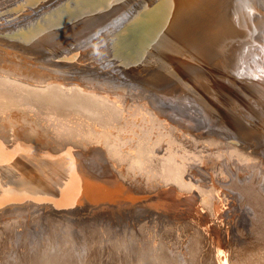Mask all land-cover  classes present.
<instances>
[{
  "label": "rangeland",
  "instance_id": "rangeland-1",
  "mask_svg": "<svg viewBox=\"0 0 264 264\" xmlns=\"http://www.w3.org/2000/svg\"><path fill=\"white\" fill-rule=\"evenodd\" d=\"M154 1L134 0L128 11L121 9L123 15L107 17L96 30L84 31L77 38L56 36L40 42L29 32L43 23L45 12L52 10L59 1L0 0V73L7 72L0 74V78L10 72L7 79L41 89L59 85L54 89H63L62 92L69 87L83 88L81 81L85 79L109 86L107 94L97 95L104 96L100 101L95 102L100 98H89L83 93L85 91L82 92L84 97L82 93L78 95L72 88L64 92L66 95L62 93L61 98V93L57 92L61 100L55 95L58 102L47 104L39 96H27L17 88L13 91L11 84L5 85L0 79V84L3 82L0 87L9 89L10 86L9 93L14 92L6 95L5 99L9 98L10 102L13 96L19 93L22 97L20 93H25L21 106L0 107V264H141L144 257H147L145 260L153 259L156 264L161 254L173 264H248L264 249L250 242L238 245L246 238L241 233L243 228L247 229L239 222L254 217L252 206L255 207L250 200L253 193L249 192L254 190L262 195V191L255 189L249 180L253 172H258L257 164L250 157L242 161L236 145L240 153H247L256 140L238 138L236 145H226L221 136L227 137L228 131L218 126L206 127L202 120L190 122L192 130H186L189 126L179 125L178 121H187L190 117L163 100H170V95L156 96L158 86L169 88L172 85L169 81L158 83L157 80V75L170 70V64L167 65L162 57L167 51L163 46L165 41L162 43L158 39L159 29L145 32L141 24L129 21L137 6ZM183 1L177 0L180 12L184 10ZM228 2L224 0L216 7L219 15L226 12L227 16ZM189 10L172 13V21L176 18L177 22L186 21L181 36L184 39L180 43L186 48L181 51L187 50V53L197 50L203 35L201 26L195 30L193 27L203 25L206 19ZM126 29L129 30L124 33ZM118 33L122 35L120 39ZM137 34H141L140 37ZM163 36L172 43L170 40L174 37ZM262 38L258 40L264 45ZM145 41L153 45L152 49ZM134 43L136 48L131 45ZM124 50L134 56L131 53L122 55ZM141 50L146 53L141 55ZM153 50L159 51L154 53ZM150 51L156 56L147 55ZM263 51L264 46L262 58ZM138 58L142 60L137 62ZM249 63L253 65L252 60ZM129 64L132 65L128 69ZM158 66L164 69L159 68V71ZM260 68L264 69V63ZM188 81L183 83L189 84ZM9 100L1 103L7 104ZM19 112H23L20 116H26L22 121L14 114ZM10 113L14 117L8 115ZM128 120L133 122L126 126ZM55 124L66 126L60 129L55 128ZM129 127L133 130L129 131ZM52 128L62 131L57 130L56 134H64L58 137ZM66 130L70 133H65ZM19 150L23 155L29 150L28 156L33 157V163H27L26 167L25 163H19L24 166H18L14 160L19 157ZM188 172H192V178L185 180ZM8 189L12 192H6ZM195 239L200 241L199 245H192L197 243ZM251 250L255 251L254 256Z\"/></svg>",
  "mask_w": 264,
  "mask_h": 264
},
{
  "label": "bare ground",
  "instance_id": "bare-ground-1",
  "mask_svg": "<svg viewBox=\"0 0 264 264\" xmlns=\"http://www.w3.org/2000/svg\"><path fill=\"white\" fill-rule=\"evenodd\" d=\"M58 1L59 2H58V4H56V6L54 4H53L54 7L51 5L53 7L52 10L50 8L47 12H45V14L43 15L45 20L40 18L41 20H43V23H39L40 25L37 26L38 27L37 29H34V30L32 29L33 31L31 30L29 32V34L34 39H36L37 41L43 42L46 40H53L54 38H56V36L61 37V38H69V37L75 38L76 36L83 33L84 31H91L92 32L93 28L95 29L96 27L100 26L106 20H108L110 18L117 17L118 15H123L124 12L121 13V9L128 11V9L131 6H133V3H134L133 2L134 0H58ZM155 1H157V2L155 3ZM155 1L151 4L149 3V5H144L143 7L137 6V11H135V13L133 15H131V18L129 17V21L137 22V24L138 23L141 24L140 28L145 32L152 29V28H153V30L155 29L156 31H157V29H159L157 32H159L160 34L158 35V33H157L156 35H158V39L160 38L162 40V43L165 41L163 43V46H164L165 51L166 50L167 51L165 54H163L164 56L162 55V57L165 58V60H166L165 62L167 63V65L170 64V70L167 72H164V73L162 72V73H160V75H157V77H159V79H157V80L159 81L158 83H162L161 80H163L164 82L169 81L170 83H172V85L168 86L169 88H167V87L161 88L160 86H158L157 92H155L156 96L161 98L160 96L162 94H164L165 97L170 95L171 99L172 100L174 99V101H172L171 99L168 100L167 98H164V96L162 95L164 98L163 100H165L167 103H170V104L176 106V108H179V110L183 111L184 116L190 117L187 121H185V120L178 121L179 125L184 124L185 127L186 126L190 127L193 125V124L189 125L190 122H192V121L198 122V121L202 120L203 121L202 124L205 125L206 127L213 128L212 126H218L221 128V130L228 131L227 137L221 136V138L223 139V140L221 139V141H223L222 143H224V144L227 143L229 145H231V144L236 145V141L238 140V138H241V139L243 138L245 140L255 139L256 143L254 144V146L251 147V149L253 151L251 150V151H247V153L246 152L240 153V148H238V145H236V147H237L236 151L240 155H242V157H241L242 161L246 160L245 159L246 157H248V158L250 157L253 160V162L257 164L255 166V168L258 169L259 174H258V172L257 173L253 172V175L249 176V178H250L249 180H251L250 183H252V186L255 187V189L258 188V191H259L261 188V191L264 193V188L262 187V183H263L262 180L263 179L261 178V174H263L262 172H264V69H261L262 67L260 68V65H263V63H264V59H263L264 57L262 58V54H261L262 46H264V45H261L259 42L260 40H258V38H260V37L264 38V0H228L229 2L227 5V8H226L227 9V16L225 15L226 12L224 14L222 13L221 15H219L217 13L218 10L216 8L217 6H220V4L222 2H224V0H185V1L182 0L184 2V3L182 2L183 3L182 5H184V10H182V11H185V10L188 11L189 9H191L192 11H194L192 13H195V15H203L204 17H206L205 23L203 25H197L196 24L193 27V29L194 28L200 29V26H201L203 28V29H201L203 31V35L200 38L201 41L198 45L197 50L195 49L191 53H187V50L181 51L182 49L183 50L186 49V48H184L185 47V45L183 44L184 42L182 41L183 45H181V43H180V41L184 39V38L181 39V36L184 33L183 29L186 28V24H185L186 21L185 22H179V21L177 22V20H178L177 18H176V20L173 19L174 21H172V18L174 17L172 13H175V12L181 10L180 6H179L180 4L177 2V0H155ZM49 3H51V2H49ZM190 6H193L195 8H192ZM179 12H178V14H179ZM40 15H39V17H41ZM174 15H176V14H174ZM191 15L192 14L190 13L189 18ZM107 17H108V19H107ZM186 17H187V14H186ZM207 17H208V19H207ZM182 18H184V17L182 16ZM195 19H196V17H195ZM203 19L204 18H202L201 20H203ZM164 27H166V30H164ZM111 28H112V26H111ZM190 28H191V26H190ZM108 30H109V28H108ZM128 30L129 29H126V31L124 33H127ZM121 31H122V29H121ZM164 31H167L168 33L166 32V34L169 37L172 36L171 37L172 39L174 37V39H173L174 41L170 40V41H172L173 44L170 43L169 40L163 39V37H164L163 35H166V34H164ZM108 34H110V33H108ZM139 35H141V34H139ZM154 35H155V33H154ZM121 36L122 35L117 36V37L119 38ZM131 36H133V35H131ZM112 41H113V39H112ZM136 42L138 43V41H135V43ZM145 42L146 43L148 42L147 46L150 43L149 41H145ZM124 43H126V42H124ZM135 43L131 44L132 46L134 45V48H136V46H137V45L135 46ZM139 43H142V42H139ZM206 43H208V45ZM156 44H158V43L156 42ZM203 44H205L204 49H202ZM102 45H103V43H102ZM110 45L111 44H109V46ZM150 46L151 45L149 44V47ZM159 46H161V45H159ZM131 47H129V51H130ZM151 47L149 49H152ZM156 47H154V48L158 49V45ZM133 49H131V52L134 51ZM149 49H147L146 52H149L148 51ZM142 50L140 51V52H142L141 55H143V53H146L145 50L144 51H142ZM153 51L155 53L156 51H159V50H156V51L153 50ZM113 52H115V49ZM124 52H125V50H124ZM124 52L122 55L126 54L128 56V54L131 53V52H129V53L127 52L128 53L127 54L126 52L125 53ZM94 53H96V52H94ZM121 53H122V51H121ZM137 53H139V52H137ZM152 53L153 52L150 51V53H147V55H150ZM154 53H153V55H154ZM132 54H134V53H131V55ZM135 55H136V53H135ZM119 56H121V54ZM133 56L134 55H132V57ZM154 56H156V54ZM263 56H264V54H263ZM108 57H110V55ZM132 57L130 56V58H132ZM137 57H138V55H137ZM158 57L159 56L157 54V58ZM162 57L160 55L161 59H163ZM139 59L140 58H138L137 62H139ZM152 59H151L152 62H154L155 58H152ZM119 60H120V62L123 61L121 59H119ZM140 60H142V59H140ZM143 60L145 61L146 59H143ZM250 60H252V63H253L252 66L249 63ZM123 62H122V64H123ZM127 62L129 63V61H127ZM127 62H125V63H127ZM140 62H142V61H140ZM147 62H148V60H147ZM155 62H157V60ZM163 62H164V60H163ZM154 63H152V64H154ZM126 65H124L125 66L124 68H126ZM130 65H132V64H129L127 66L128 69L130 68L129 67ZM134 65H136V63H134ZM254 65H256V66H254ZM4 66H5V64H4ZM136 66L139 67L138 65H136ZM150 66H152V65L150 64ZM257 66H258V68H255ZM142 67H143V64H142ZM121 68H122V66H121ZM157 68L159 70V68H161V67L158 66ZM166 68H167V66H166ZM136 69H138V68H136ZM143 69H145V68H143ZM161 69H164V67ZM165 70H167V69H165ZM135 71H137V70H135ZM148 71L149 70L144 71V72H148ZM152 72H153V70H152ZM156 72H154V73L156 74ZM6 73L4 74V72H3V74L2 73H0V74L6 75ZM8 74L11 75L10 72H8ZM8 74H7V76H3L2 78H0L5 82L4 83L5 85L11 84L12 90L14 88H17L19 91L20 90L25 91L27 93L26 94L27 96L28 95H30V96L36 95V97L39 96L40 98H42L41 100L47 104H52L54 102H58L55 100L56 98L59 101L61 100V99H58L59 97H58V95H56L57 92H59V94L61 93L59 95L61 98L65 94L64 92L67 93V91L69 92V90L72 88H73V91L76 92L78 95H80L83 91H85L83 93H85V95L88 96L89 98L90 97H95V98L103 97L104 98V96L99 95V97H97V95L99 93L101 95L104 93L107 94V92L109 91V90H107V89H109V86L106 87L107 85H105V83H100L101 81L96 83L94 80L92 81L90 79H85V80L81 81L82 82L81 85L84 86L85 88L84 87L82 88L79 86L72 87V88L69 87L70 88L69 90L64 88V90H66L64 92H62L63 89H60V90H58L56 88H55L56 90L54 89V87H59V85L51 86V87H53V89L51 87L50 88L44 87L45 89L35 88V87L30 86L28 84L25 85V83H23V82L19 83L21 81H18V80L14 81V80L7 79V77L10 78V76H8ZM0 77H1V75H0ZM14 77H11V79L12 78L14 79ZM139 77H140V75H139ZM139 77H136V78H139ZM16 79H18V78H16ZM134 79H135V77H134ZM144 79H146V78H144ZM152 79H155V78L153 77ZM152 79H149V80H152ZM186 79L190 80V81H188L189 84L183 83V82H185ZM2 80H0V82ZM6 82H9V84L8 83L6 84ZM174 82H176V83L178 82V83L173 84ZM179 82H180V84H179ZM19 87H21V89H19ZM110 87L113 88L112 86H110ZM118 87H120V85L119 86L117 85V88ZM5 89H4V87H0V104H1L0 107L1 108L10 107V109H12L11 108L12 105L21 106L23 104V98H24L23 96H25V93H23L24 95L22 93H20L22 95V97L19 95V93H18V95L16 93L17 96H13L14 99L10 98L11 99V102H10L9 98L8 99H5V98H6V95L13 94L14 90L11 91L12 93L10 92L11 93L10 94L9 93V91L11 90L10 86H9L10 90L8 89V87H7L8 91H5ZM18 90L16 92H18ZM119 90H121V89H119ZM23 91H21V92H23ZM162 91H164V93H162ZM62 93H64V94L62 95ZM83 97H84V94H83ZM64 99H65V97H63V100ZM7 100H9V101L6 104L5 102ZM12 100H14V101H12ZM100 100H101V98L98 100L96 99L95 102L100 101ZM2 101H5V102H3V104L5 103L6 107H4V105L1 103ZM89 101H90V99H89ZM9 102L11 103V105H9L10 104ZM30 106H32V105H30ZM93 109H96V108H93ZM18 111L19 110H17V112ZM14 112H16V109H14ZM20 112H19V114L18 113H14V114L18 115L16 117L19 118V121H20V119L22 121V118H24L26 116H24V115H23V117H22V115L20 116V114H23V112L22 113H20ZM87 113H88V111H87ZM196 113H198V114H196ZM8 115H12V114L10 113ZM129 115L131 116V114H129ZM181 115H182V113H181ZM12 116L14 117V115H12ZM127 116H125V117H127ZM126 119H128V118H126ZM130 119H133L132 116L130 117ZM129 120H128V122H126L127 123L126 126H128V123L133 122L134 119L131 121H129ZM11 121H14L13 118ZM123 122H125V120ZM123 122H121V123L123 124ZM121 123H120V127L122 126ZM136 123H138V122H136ZM134 124H132V125L135 128L136 126H134ZM57 126L60 129H64L66 125H64L63 128L60 127L59 125H56V127L55 126L54 127L58 128ZM74 127L77 128L76 126H74ZM124 127L125 126H123V128ZM189 127H187L186 130L187 129L192 130V128L191 127L189 128ZM55 128H52V130L53 129L55 130ZM60 129L59 130L57 129V130L59 132H62ZM71 129H73L72 126H71ZM126 129H127V127H125V130ZM57 130H55V133L53 132L55 135L59 134V133L56 134L58 132ZM130 130L131 129L129 127V131ZM68 131L66 130L65 133ZM86 132L88 133L89 131H86ZM47 133L51 137V134L49 132H47ZM68 133H70V131ZM77 133L81 134V130L79 129V132H77ZM61 134H64V133H60V135ZM78 134H75V135H78ZM60 135H58V137H60ZM67 135L70 136V134H67ZM52 136L54 139V135H52ZM61 138H62V136H61ZM213 139H215V138H213ZM29 150L27 151L28 154H29ZM21 151H20V153H21ZM20 153H19V155L17 154L19 157L17 156L18 158L15 159V160L19 159L18 162L14 160V157L16 154H14V156L11 157L14 160V162H16V164L18 163V166L23 165V164L21 165L19 163H25L24 164L25 166L23 165L24 167H26L27 163H28V165L33 163V161H32L33 155L31 156L32 158L30 159V157H29L30 154L28 156V154L23 155L22 153L21 154ZM9 156L10 155H8V157L6 156L5 162H6V159L9 158ZM38 161H40V160H38ZM38 161H37V164H38ZM10 162H12L11 164H14L13 161H10ZM40 162H42V161H40ZM7 164H9V163H7ZM4 166H7V165H4ZM10 168L14 169L13 167H10ZM20 168L21 167H19L18 169H20ZM166 170H169V169H166ZM192 172H188L187 175H185L186 177L184 179L186 180V178L187 179L192 178L191 177ZM193 173H195V172H193ZM169 174L170 173H168V175ZM208 174H210V173H208ZM172 176H174V174ZM179 177H181V176H179ZM200 179H201V177H200ZM263 186H264V184H263ZM247 189H249V187ZM223 190H224V188H223ZM251 190H252V188H251ZM10 191H11V189H8L6 192L9 193ZM262 192H261L262 195H260L259 192L257 193V191H254V190L252 192H249V193H253L252 194L253 197L251 196V198L250 197L249 198H250V200H252V203L255 207V208H253V206H252V209L254 210V214H253L254 217L253 218L250 217V219H247V220L244 219V220H241V222H239L241 225H244L247 229L245 230L243 228L244 231H242L241 233H243L242 235L246 236V238H245V240H240L239 242L237 241L238 245L247 244L246 242H250V243H252V245L257 244L258 247H262V249L264 248V197H263ZM220 193H219V196H220ZM249 195H251V194H249ZM213 206H215V205H213ZM253 210H252V212H253ZM240 229L241 228H239L238 230H240ZM237 233H238V231H237ZM194 237H195V234H194ZM195 238L198 239L197 237H195ZM197 244L199 245L200 241H199V243H198V241H197V243L193 242L192 245H197ZM254 248H255V246H254ZM251 251H253V250H251ZM262 251L259 250L258 251L259 254L258 255L256 254V257H254V258L252 257V259L250 258L251 261L248 264H264V253ZM203 253H205V252H203ZM234 253L236 254V252H234ZM253 253H255V251H253L251 253V255H253ZM159 254H161V253H159ZM192 254H193V251H192ZM136 256H137V254H136ZM141 256H139V257H141ZM144 256H146V254ZM138 259H140V258H138ZM145 259H147V257H144V259H142L141 264H153V263H155V262H153L154 261L153 259H152V261L151 260H145ZM148 259H149V257H148ZM136 260H134V261H136ZM168 260H169V258H168ZM168 260L163 254H161L160 259L157 260L159 262L156 264H173V263H170V261L167 262ZM242 261H243V257H242ZM245 262H246V260H245ZM247 262H248V260H247ZM136 264H138V263H136ZM178 264H179V262H178ZM188 264H190V263L188 262Z\"/></svg>",
  "mask_w": 264,
  "mask_h": 264
}]
</instances>
